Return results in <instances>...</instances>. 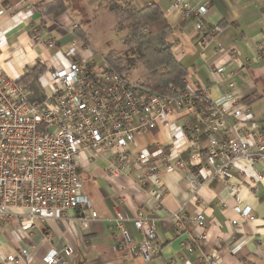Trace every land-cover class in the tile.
<instances>
[{"label": "crops", "instance_id": "0c3cea01", "mask_svg": "<svg viewBox=\"0 0 264 264\" xmlns=\"http://www.w3.org/2000/svg\"><path fill=\"white\" fill-rule=\"evenodd\" d=\"M113 2L130 3L138 10L157 5L170 25L166 41L187 72V91L204 86L214 104L242 102L251 115L247 125L255 123L264 129V0H209L203 22L211 31L216 26L220 31L208 40L197 18L186 19L180 11L171 12L169 0H0V68L19 81L38 62L48 69L66 66L69 61H64L61 52L72 46L75 23L88 44L84 48L80 44L81 55L73 59L86 63L95 33L99 29L114 33L117 18L108 8ZM39 33L52 37L55 49L38 44L35 36ZM219 67L225 68L226 80L217 75ZM235 123L242 126L240 121ZM195 124V111L183 109L168 124L136 136L133 152L149 150L160 171L164 189L160 208L157 199L147 194V187L138 182L136 172L111 177V155L95 161L83 159L78 171L98 220L83 228L79 211L70 210L64 219L39 224L30 239L25 233H15L13 226L0 224V264H45L50 251L60 253L66 248L72 250L66 264H209L206 256L215 264H264V160L254 165L245 160L235 163L226 182L209 180L193 199L186 177L188 169L198 172L200 167L169 171L162 156L176 147L181 159L189 163L193 154L190 126ZM199 140L205 143L204 136ZM182 207L185 224L176 229L171 215ZM246 208L251 209L254 220L244 217L242 210ZM116 210L130 220L139 211L157 219L159 255L148 262L128 250L111 230ZM199 212L206 219V241L199 239L202 230L192 221ZM125 227L139 243L142 237L132 221ZM25 247L30 249L28 257L20 256ZM9 256L18 257L17 262L8 263Z\"/></svg>", "mask_w": 264, "mask_h": 264}, {"label": "built area", "instance_id": "2783aa9c", "mask_svg": "<svg viewBox=\"0 0 264 264\" xmlns=\"http://www.w3.org/2000/svg\"><path fill=\"white\" fill-rule=\"evenodd\" d=\"M169 1L171 12L180 11L186 19L197 18L204 39L220 31L219 26L211 31L203 22L209 0H198L196 4L191 0ZM79 26L75 23L73 31ZM35 41L48 50L56 47L55 40L48 35L39 33ZM80 44L86 46L76 36L65 53V57L72 59L66 66L46 67L47 72L40 79L43 101H30V90L0 68L1 225L13 226L15 233H25L30 239L39 224L64 219L68 211L77 210L81 226L88 228L99 216L92 210L78 165L83 159L95 161L106 155H111L108 167L111 177L136 172L138 182L147 187V194L157 199L160 208L164 189L160 171L153 164L154 157L149 150L135 153L132 148L137 134L168 124L183 109H193L197 116V124L190 126L193 154L187 163L177 148L171 147L162 158L169 171L200 167L198 172L188 169L186 177L193 199H197L209 180L226 182L235 163L245 160L254 165L264 160V129L255 123L251 127L247 125L251 115L242 102L234 101L229 106L214 104L204 86L193 92L159 94L144 82L122 76L104 59L99 65L94 61L85 64L74 60L81 55ZM88 66L93 69L88 70ZM224 73V67L217 69V75L226 80ZM235 121H240L242 126ZM200 136L205 137V143H200ZM251 212L250 208L242 210L244 217L254 220ZM171 218L175 228L182 229L184 208L172 213ZM113 220L112 232L118 233L132 254L148 262L160 254L156 218L139 211L130 220L116 210ZM128 221H132L141 235L139 243L133 241L125 227ZM192 221L202 230L199 239L206 241L205 216L199 212ZM71 254L68 248L60 253L50 251L44 263L66 264V256ZM29 255L30 249L22 248L20 256ZM204 258L207 263L215 264L210 256ZM17 260L16 256H9L7 262Z\"/></svg>", "mask_w": 264, "mask_h": 264}, {"label": "trees", "instance_id": "16d2710c", "mask_svg": "<svg viewBox=\"0 0 264 264\" xmlns=\"http://www.w3.org/2000/svg\"><path fill=\"white\" fill-rule=\"evenodd\" d=\"M109 11L117 18L116 32L125 33L126 51H110L101 55L116 72L129 76L133 70L142 66L148 73L147 86L162 95H176L186 91V70L176 61L171 45L166 41L170 25L159 7L155 4L138 10L130 3L109 4ZM76 36L88 44L81 29ZM88 70L93 66H88ZM47 72L43 63L38 62L29 68L18 82L31 92L30 101H43L44 92L40 79Z\"/></svg>", "mask_w": 264, "mask_h": 264}, {"label": "rangeland", "instance_id": "374dc122", "mask_svg": "<svg viewBox=\"0 0 264 264\" xmlns=\"http://www.w3.org/2000/svg\"><path fill=\"white\" fill-rule=\"evenodd\" d=\"M115 27V26H114ZM112 27L114 29V33H109L108 29H99L95 34L93 38L90 39V48L92 50H89L90 53L87 57V62H97V64H101L102 58L101 55L108 54L112 50H116L117 52H124L126 51V37L125 33L118 34L116 32L117 28ZM65 49H62L61 54L64 57V61H70L72 59H69L65 57L64 51ZM84 60V59H83ZM79 61L81 62L82 59ZM86 64V63H85ZM131 80L138 81V82H148V73L142 66L136 67L133 72L129 75Z\"/></svg>", "mask_w": 264, "mask_h": 264}]
</instances>
